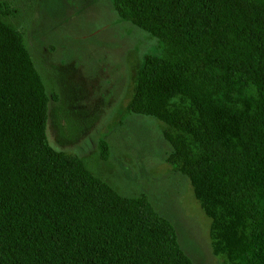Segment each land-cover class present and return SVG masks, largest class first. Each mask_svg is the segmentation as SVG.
<instances>
[{"label":"trees","instance_id":"16d2710c","mask_svg":"<svg viewBox=\"0 0 264 264\" xmlns=\"http://www.w3.org/2000/svg\"><path fill=\"white\" fill-rule=\"evenodd\" d=\"M154 36L126 113L151 116L223 264H264V0H112ZM0 0V15H13ZM47 92L0 17V264H194L144 195L124 196L46 136ZM100 158L109 148L99 141Z\"/></svg>","mask_w":264,"mask_h":264},{"label":"rangeland","instance_id":"374dc122","mask_svg":"<svg viewBox=\"0 0 264 264\" xmlns=\"http://www.w3.org/2000/svg\"><path fill=\"white\" fill-rule=\"evenodd\" d=\"M3 21L22 33L47 92V140L75 152L90 171L124 196L144 195L173 226L194 264H223L211 252L209 218L188 178L167 164L169 144L154 117L126 113L132 75L161 47L119 17L112 0H4ZM107 142V159L99 141Z\"/></svg>","mask_w":264,"mask_h":264}]
</instances>
